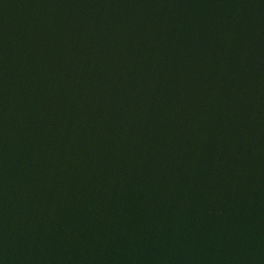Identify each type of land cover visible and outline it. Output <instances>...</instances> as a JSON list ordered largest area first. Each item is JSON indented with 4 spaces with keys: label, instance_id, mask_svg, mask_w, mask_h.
<instances>
[{
    "label": "water",
    "instance_id": "water-1",
    "mask_svg": "<svg viewBox=\"0 0 264 264\" xmlns=\"http://www.w3.org/2000/svg\"><path fill=\"white\" fill-rule=\"evenodd\" d=\"M0 264H264V0H0Z\"/></svg>",
    "mask_w": 264,
    "mask_h": 264
}]
</instances>
